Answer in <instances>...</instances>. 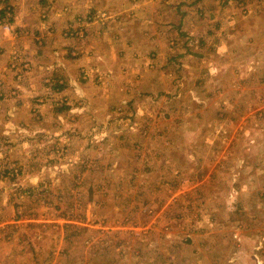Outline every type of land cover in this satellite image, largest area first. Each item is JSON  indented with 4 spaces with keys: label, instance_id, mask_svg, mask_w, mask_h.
<instances>
[{
    "label": "rangeland",
    "instance_id": "obj_1",
    "mask_svg": "<svg viewBox=\"0 0 264 264\" xmlns=\"http://www.w3.org/2000/svg\"><path fill=\"white\" fill-rule=\"evenodd\" d=\"M86 1L0 114V264H264V0Z\"/></svg>",
    "mask_w": 264,
    "mask_h": 264
},
{
    "label": "crops",
    "instance_id": "obj_2",
    "mask_svg": "<svg viewBox=\"0 0 264 264\" xmlns=\"http://www.w3.org/2000/svg\"><path fill=\"white\" fill-rule=\"evenodd\" d=\"M10 1V0H9ZM13 4L17 6L16 10L18 13V21L15 19L13 22L10 20L8 21L9 24L4 23V25H0V84L4 85V88L0 89V114L4 113L2 116L8 114L11 112V110L20 111L24 110L26 107V104H24V101L27 100V97L30 94V91L26 89V84L28 85V82L24 81L22 83L20 78V73L18 71H21L22 69H26L27 71L33 70L41 71L44 67L50 68L53 67L56 61L53 60L51 63H47V58L54 57L55 55H60L62 52L60 51V46H63V42L59 44V40H54V32L57 31V26L59 25L58 19L59 17V8L57 7L61 4H63V1L70 2L67 4L66 7H71L72 13L80 12L82 10L81 2L84 3V6H86V0H43L42 2H45V6L43 7L39 2L37 3L36 0H12ZM130 0H118V6L114 9L115 11L121 12L127 11V5ZM134 1V2H133ZM198 5L199 0H196ZM202 1V0H201ZM205 1V4H200V12L204 11L206 12L207 7L205 5H209L210 3H213L212 6L215 8V10L206 13L211 19V21H216L217 26L221 24L222 21H217L218 18L217 15L225 14L226 19L229 20L228 24L231 25L235 21L241 20V18L238 15V12H236V8L240 4H243L239 2V0H211ZM246 2H249V0H246ZM26 3H31L29 6ZM138 5L137 0H131L129 4ZM48 4V5H47ZM255 4V3H253ZM135 5V6H136ZM46 6H48L46 8ZM115 7V6H114ZM205 9V10H204ZM261 10V9H260ZM258 10H255V12H251L254 14L251 16L252 18H256L257 16L262 17V12L257 13ZM40 12V13H39ZM135 12V11H134ZM122 16L127 15L126 12H122ZM41 14V15H40ZM66 14V11H65ZM261 14V15H259ZM78 15L75 14L74 16ZM44 16V17H43ZM72 17V20H69L70 23L74 25L75 24V17ZM25 20V22L21 19ZM42 17V19H41ZM259 17V18H260ZM258 18V17H257ZM33 19V20H32ZM155 19V18H154ZM215 19V20H213ZM225 19V20H226ZM44 20V21H43ZM226 20V21H227ZM33 21V22H31ZM242 26L251 27L249 22L244 20ZM23 22L25 24H23ZM138 22H141L142 20L138 19ZM213 22V23H214ZM181 22L177 23V27L181 28L182 24ZM8 25V26H6ZM116 25V24H115ZM113 25V28L115 27ZM234 29L237 28L235 27ZM254 25V23L252 24ZM91 27V26H90ZM143 27V25H141ZM184 27V26H183ZM182 27V28H183ZM249 30L255 31L254 28H250ZM117 31V29H115ZM232 31V30H230ZM112 34V31H110ZM234 32H236L234 30ZM27 34L35 35V40H29L27 38H24ZM51 34V36H48ZM94 36L93 32L89 29V31L86 34V37ZM50 37L51 40L54 41H46L47 38L44 37ZM123 33L117 36V38H122ZM39 37H43V40H39ZM104 37V38H103ZM236 37V36H235ZM234 37V39H235ZM100 38L107 39L106 36H100ZM68 39H71V37H68ZM147 42H143L145 45ZM230 45V44H229ZM151 47V39H149L148 43L146 44V47ZM72 52V48H70V52L65 54L66 56H70V53ZM104 51H101L99 55L104 54ZM98 55V56H99ZM138 61V60H137ZM44 64V65H43ZM58 64V63H57ZM38 66V68H37ZM141 68V67H140ZM20 69V70H19ZM30 72V71H29ZM19 74V77H17L19 80H16L15 75ZM16 87L17 89L13 90L12 92L9 91L10 88ZM25 87V88H24ZM0 115V117H2Z\"/></svg>",
    "mask_w": 264,
    "mask_h": 264
},
{
    "label": "built area",
    "instance_id": "obj_3",
    "mask_svg": "<svg viewBox=\"0 0 264 264\" xmlns=\"http://www.w3.org/2000/svg\"><path fill=\"white\" fill-rule=\"evenodd\" d=\"M10 21H11V19H10ZM6 24L8 23V22H5ZM9 24V23H8ZM8 26V25H7Z\"/></svg>",
    "mask_w": 264,
    "mask_h": 264
}]
</instances>
